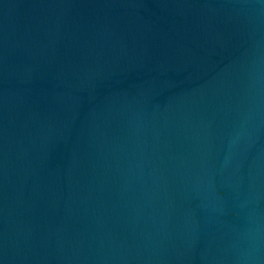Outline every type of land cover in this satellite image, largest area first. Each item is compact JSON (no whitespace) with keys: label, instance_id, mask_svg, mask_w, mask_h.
I'll return each instance as SVG.
<instances>
[{"label":"water","instance_id":"1","mask_svg":"<svg viewBox=\"0 0 264 264\" xmlns=\"http://www.w3.org/2000/svg\"><path fill=\"white\" fill-rule=\"evenodd\" d=\"M0 264H264V0H0Z\"/></svg>","mask_w":264,"mask_h":264}]
</instances>
